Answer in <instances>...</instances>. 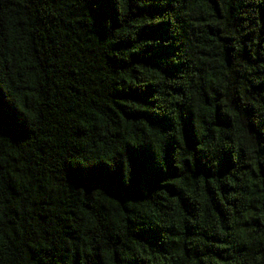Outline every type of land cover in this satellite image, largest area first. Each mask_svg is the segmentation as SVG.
Wrapping results in <instances>:
<instances>
[{
    "label": "trees",
    "instance_id": "obj_1",
    "mask_svg": "<svg viewBox=\"0 0 264 264\" xmlns=\"http://www.w3.org/2000/svg\"><path fill=\"white\" fill-rule=\"evenodd\" d=\"M0 264H264V0H0Z\"/></svg>",
    "mask_w": 264,
    "mask_h": 264
}]
</instances>
